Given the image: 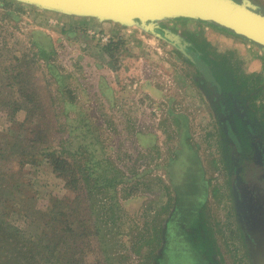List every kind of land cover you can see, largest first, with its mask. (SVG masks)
<instances>
[{
    "label": "rangeland",
    "instance_id": "1",
    "mask_svg": "<svg viewBox=\"0 0 264 264\" xmlns=\"http://www.w3.org/2000/svg\"><path fill=\"white\" fill-rule=\"evenodd\" d=\"M233 1L264 14V0ZM15 56L20 62L13 72L33 74V89L58 120H52L45 153L16 169L0 161V200L7 207L0 225L24 232L20 245L30 242L20 263L0 264H65L61 254L74 258L75 252L84 261L78 264L100 260L93 245H75L74 235L57 240L49 257L39 256L28 237L42 232L50 211L65 206L71 194L49 154L65 150L68 161L83 163L90 157L79 155L84 142L99 149L90 157L95 165H107L98 164L105 154L126 173L121 196L138 195L123 199L127 213L111 228L113 201L98 189L85 190L84 207L91 204L93 223L102 230L97 239L111 249L102 257L113 264H141L142 257L159 264L149 252L161 242L160 264H264V199L252 217V197L237 189L235 158L253 140L264 146L263 40L195 16L118 18L37 0H0V68L16 64ZM7 112L0 130L13 133ZM15 116L23 121L26 111ZM245 162L252 166V157ZM256 163L264 182V166ZM148 228L152 235L139 242L135 233ZM187 239L195 247L204 242V249L187 246Z\"/></svg>",
    "mask_w": 264,
    "mask_h": 264
},
{
    "label": "trees",
    "instance_id": "2",
    "mask_svg": "<svg viewBox=\"0 0 264 264\" xmlns=\"http://www.w3.org/2000/svg\"><path fill=\"white\" fill-rule=\"evenodd\" d=\"M39 54L42 56V53ZM12 59L16 60L17 63L8 64L5 68H0V117L3 111L7 112L14 110L12 113L7 112L15 125V128H12L14 132L5 133L3 130H0V161L2 160L6 163L4 165L10 164L7 169L12 166V168L15 169L19 166H24L25 163L31 161L41 150H44L43 153H45L44 144L46 141L50 140L49 137H51L53 131L51 126L52 120H58V114H56L53 109L51 111V108L49 110L47 104L45 103V99L41 96V94L37 93V90L33 89V74L31 72H25L20 68L16 73H14L13 71L17 68L20 61L18 60V56L12 57ZM22 108L26 111V116L23 121L15 116L16 111H19V109L21 110ZM85 125L88 126L87 122ZM70 133L73 134L72 131ZM244 146L242 148H238L237 157H235L238 164V167L236 166L237 189L239 193V189L245 190V195H243L246 196V199L252 197L253 201L254 196L264 199L261 196V191L264 195V182H258V168L255 167L257 164V157L254 143L253 147L252 143L248 146ZM81 148L82 151H78L79 155L86 153L92 157V155L95 156L99 152L98 147H96L95 144L93 145L91 142H84V144L81 145ZM46 151H48V149H46ZM64 152L65 150H60L59 152H52V154L49 155L54 157L52 162L55 166V170L66 180L71 194L64 199L63 203L67 202L65 206L63 204L62 208H60L59 205H57L56 209L53 212L50 211L47 215L48 218L46 221L42 219L44 221L43 223L45 229H43L40 233L30 234L28 237L31 239L33 247H35V245L37 246L39 256L49 257L51 255V250L55 247L57 248L59 245L57 240H61V238L63 239V236L65 235H68L70 238H72L71 235H74L77 237L75 239V245H78V243H80L79 241L85 242V246H88L89 250L92 249L91 245H93V254L94 252H98L100 255V260L97 264H113L111 258L105 256L102 257L107 251H111V249L110 247L108 248L104 246L105 244L102 240L100 241L97 239V236L101 234L102 230L97 223H93L92 216L94 214V210L91 207V204L88 206V210L84 207L83 200L86 192L85 190L87 189V192H89L86 193V195H90L94 189H98L99 191H103L106 196L113 201L110 204V207H113V217L111 218L110 223L109 220H107L109 227L111 226V228L113 227L112 225L121 218L124 219L123 216L127 213L123 199L130 202L132 200H136L138 195L136 192H131L132 194L127 197L119 194L118 187L125 183L123 178L126 177V173L116 166L115 162L112 161V158H106V155L104 154V159L102 161L99 160L98 164L101 166H104V164L107 165L104 167H98L95 165V162L90 159V157L83 163V159L79 162L68 161L66 156H64ZM34 153L35 155H33ZM249 156L252 157V166H249L248 162H245V159H248ZM238 161L240 162V165ZM261 164L264 166V163ZM239 167L243 168H241L242 171ZM239 175L242 178L241 185L239 184ZM69 200L70 202L73 201L78 203L77 206L70 205V202H68ZM254 205H257L255 201L252 202V206ZM5 208L7 207L4 205L3 201L0 200V222H4L7 217ZM121 221L120 226H122ZM149 232L153 233V228L146 229V232L144 233L141 232V230L134 233L136 234L135 236L139 237V242H141L144 238H146V236L149 237L152 235ZM209 232L211 234V231ZM23 233L24 232L18 228L11 227L10 224H3V227L0 225V261L7 260V263H20L22 261L23 252H21V249L26 250V243H30L24 239L21 241L22 244L20 245V237ZM112 233L114 234L113 231ZM12 237L15 242L11 241ZM151 240L152 239H149V242L152 243ZM187 240V246L192 245L195 247L194 244L191 242L189 243V240ZM90 242H92V244H90ZM145 242L147 243V239ZM145 242H143L142 246L145 245ZM4 243H7L6 247H3ZM203 243H198V246L196 247L201 245L203 246ZM85 246L80 247L79 250H84ZM160 246H162L161 242L158 246L150 249L151 251L149 252L150 254L154 252L153 254L159 264L161 258L160 256H157L156 253ZM202 246L199 248L203 250L204 248ZM5 248L8 249L6 250ZM98 249H101L102 252ZM2 250H5L6 254L9 253L4 258ZM29 251L32 253L34 252V250ZM136 251L139 252V250ZM61 256L65 261V264H78L83 261L79 259V252H75L74 258H64L62 254ZM142 259L143 261L141 264H150V262H146L147 259L144 260V257H142ZM35 263L38 264V261L34 259L29 261V264ZM152 263L155 264L154 261H152L151 264Z\"/></svg>",
    "mask_w": 264,
    "mask_h": 264
},
{
    "label": "water",
    "instance_id": "3",
    "mask_svg": "<svg viewBox=\"0 0 264 264\" xmlns=\"http://www.w3.org/2000/svg\"><path fill=\"white\" fill-rule=\"evenodd\" d=\"M111 17L195 16L214 19L264 41V14L233 0H37ZM95 9V10H94Z\"/></svg>",
    "mask_w": 264,
    "mask_h": 264
},
{
    "label": "flooded vegetation",
    "instance_id": "4",
    "mask_svg": "<svg viewBox=\"0 0 264 264\" xmlns=\"http://www.w3.org/2000/svg\"><path fill=\"white\" fill-rule=\"evenodd\" d=\"M234 111H238L237 108L233 109V111L231 113H233ZM240 117L243 119L241 114H240ZM244 119L247 120V122H250L248 119H246V118H244ZM244 124H245V122H244ZM253 131H255L254 126L252 127V133H253ZM250 132H251V130H250ZM252 136H253V134H252ZM254 146L256 149L257 162L264 163V146H262L261 143H256L255 140H254ZM238 178H239V184L241 185L242 178L240 177V175ZM261 196L264 198L262 191H261ZM253 201H255L257 203V205L252 206V217H254L256 215V213L258 212L257 210L260 207V205L262 204L263 200L261 197L257 198V196H254Z\"/></svg>",
    "mask_w": 264,
    "mask_h": 264
}]
</instances>
